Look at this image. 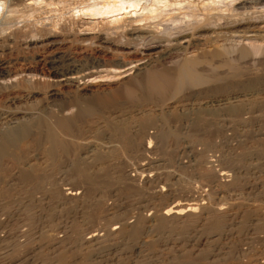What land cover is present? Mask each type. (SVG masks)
<instances>
[{"label":"rangeland","instance_id":"rangeland-1","mask_svg":"<svg viewBox=\"0 0 264 264\" xmlns=\"http://www.w3.org/2000/svg\"><path fill=\"white\" fill-rule=\"evenodd\" d=\"M84 1L42 0L28 11L22 0H0L3 27L72 29ZM39 54L13 44L0 62L18 70ZM64 55L62 68L82 63ZM261 57L254 68L228 64L233 79L223 66V79L183 85L171 100L136 89V100L118 99L115 83L84 95L57 89L55 102L45 82L0 91V136L25 127L1 160L0 264H264V85L238 87L264 81ZM62 113H71L70 129L47 131Z\"/></svg>","mask_w":264,"mask_h":264},{"label":"bare ground","instance_id":"bare-ground-1","mask_svg":"<svg viewBox=\"0 0 264 264\" xmlns=\"http://www.w3.org/2000/svg\"><path fill=\"white\" fill-rule=\"evenodd\" d=\"M22 1L24 9L33 11V6L42 0ZM86 2L89 4H85ZM86 2L72 9L71 18L79 21L76 26H72L73 30L65 28H57V30L50 25L40 27L35 31V35H32L29 29L9 27L7 31L3 27L4 12L0 8V56L9 51L13 44L27 48L33 46L40 52L39 60H36V64L31 67L28 65L18 70H10L6 63L0 62V91L20 90L26 85L24 83L30 84L29 87L32 89L45 82L44 84L48 85L45 97L55 102L62 99V91L72 95L81 92L84 95L95 91L92 88L94 84L109 87L107 84L115 83V89L123 91L121 96H117L118 99L136 100L134 94L136 89L145 90L144 97L153 96L159 101L171 100L179 95L183 85L200 86L214 78L236 77V68L233 65L227 66L232 62L244 61L246 66L254 65L256 63L254 60L261 56L264 60V0H149L148 3L144 0H87ZM67 51L79 57L82 63H72L64 68L59 66V62L65 59L63 57ZM44 59L49 63L47 70L43 66ZM223 66H227L225 68L228 70V75L224 74L220 77L217 73H220ZM197 68L201 71H194ZM259 82L246 81L245 85L240 84L238 87L249 91L258 85H264V81ZM224 83L221 85L222 90L233 88L231 84ZM221 96L217 101L222 104L229 99L228 96ZM240 96L237 94L230 99L236 100ZM225 109L229 113L235 110L233 107ZM70 114L62 113L63 118L57 121L55 127H48L47 131L52 132L54 128L68 131ZM80 115L81 112L76 117L79 118ZM9 120L5 119L7 123ZM21 125L11 127L0 136V170L7 146L25 130ZM147 126V123L144 124V127ZM142 164L139 165L140 168ZM80 174L81 179L89 181L83 173ZM90 182L92 185V181ZM86 184L90 185V183ZM190 210L196 211V209ZM170 211L167 210L166 215Z\"/></svg>","mask_w":264,"mask_h":264}]
</instances>
